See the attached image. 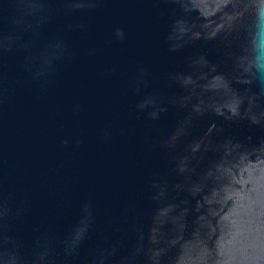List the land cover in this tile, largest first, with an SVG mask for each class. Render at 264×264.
<instances>
[{"label":"water","instance_id":"water-1","mask_svg":"<svg viewBox=\"0 0 264 264\" xmlns=\"http://www.w3.org/2000/svg\"><path fill=\"white\" fill-rule=\"evenodd\" d=\"M264 0H0V264H264Z\"/></svg>","mask_w":264,"mask_h":264},{"label":"clouds","instance_id":"clouds-1","mask_svg":"<svg viewBox=\"0 0 264 264\" xmlns=\"http://www.w3.org/2000/svg\"><path fill=\"white\" fill-rule=\"evenodd\" d=\"M262 15H264V11H262ZM257 48V60L264 61V37H259L256 41ZM259 67H264V63L258 65Z\"/></svg>","mask_w":264,"mask_h":264}]
</instances>
